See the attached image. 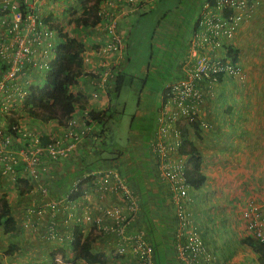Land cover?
Returning <instances> with one entry per match:
<instances>
[{"label":"crops","instance_id":"0c3cea01","mask_svg":"<svg viewBox=\"0 0 264 264\" xmlns=\"http://www.w3.org/2000/svg\"><path fill=\"white\" fill-rule=\"evenodd\" d=\"M103 3L106 18L98 23L94 29L89 30L91 31L89 35H94L95 40L91 45L86 44L83 55L84 67L88 71H96L95 75H97L93 77L81 76L72 89L73 92L85 94L88 99L85 109H76L73 114V117L78 120L77 129L81 127V119L89 110L104 109L108 105L111 109H116L111 103L112 98L118 96L112 93V81L115 73L121 70V73L127 76L124 85L126 83L131 85L137 78L136 75L131 74L133 70L131 65L135 63L134 59L147 55L148 59L152 61L154 59L151 51L153 46L158 48L159 55H164L168 60L170 59L169 56L176 54L175 72L177 76L174 75L173 79L166 84L159 94V101L161 100L162 103L165 88L176 79L184 76L186 71L193 67L196 62L194 43L196 41L195 33L201 25L200 19L208 12L221 13L218 9L211 11L214 9H210L209 0H139L137 10L134 11L118 0H103ZM72 6H75L74 0H57L53 3L50 1L41 7V11L43 15L53 14L57 16L61 25L64 26L62 16L68 14L67 9ZM261 7V10L258 8L254 12L251 17L252 20L255 21L264 15V1ZM143 18L145 19L144 24H142ZM113 22L117 25L112 33L116 34L119 39L120 47L118 50H106L112 41L108 27ZM144 32H147V36L143 35ZM238 34L239 32L236 31L232 38L226 39L225 47H214L210 51L211 54L215 58H224L227 52L226 45H235L234 42L238 38ZM146 38L148 40L147 51L145 46L141 45L144 44ZM96 44L100 45L98 51L93 47ZM138 70L143 77L141 70L139 68ZM36 73L39 78L36 77ZM45 74L46 71L33 67L26 74V83L20 81V84L26 88L30 85H37L41 78L44 80ZM144 82L145 80L142 83L144 84ZM231 105L228 103L227 111L232 108ZM203 106L206 121L209 120L208 127H211L206 129L209 133V139L214 138L215 135L225 139L223 130L227 123H230L225 115L231 114L228 111L223 115L224 106H222L219 116L217 114L214 117L211 111L214 113L217 108L213 98L202 103V110ZM207 113L210 114L209 117ZM19 121L24 133L21 138L14 141L16 148L25 142L31 143L33 138L37 136L47 137L48 142L53 138L63 139L64 143L68 142V138L65 137V126L58 124L55 120L43 123L22 115ZM189 137L197 143L192 133ZM105 140L106 133L104 136L100 135L97 123L90 121L81 141L71 151L67 159L58 163L44 161V164L41 163L34 167L38 177L31 180L33 188L25 195H19L15 189V178L16 176H27L30 168L18 161L15 164L17 175L8 174L1 177L4 158H0V179H2L0 191L6 194V200L10 204L12 200L9 194H15L16 199L19 197L16 212L14 213L12 208V213L16 220L17 215L22 218L21 222L18 220L17 222L18 226L20 225V228L25 232L23 240L20 238L19 243H17L18 241L14 243L20 245L22 250L23 246L29 248L28 251L24 252L26 255L37 253L44 259L43 262L41 259H35L34 255H32L33 260L26 256V260H23L24 263L52 264L50 253L59 248H65L68 252L67 256H70L75 226L84 233L92 231L97 235V240L92 244V250L94 252L103 251L106 256V264L136 263V257L131 253L127 243H123L121 238L112 233L117 226V217L130 215L126 196L120 189L114 188V172L125 178L131 191L138 196V208L131 219L127 232L130 234L144 232L148 235V223L151 222L163 238H170L172 230L174 233L176 222L173 215H177L175 204L173 206L169 200V186L159 176L155 161L151 158L150 140L148 145H145V141L140 137L131 135L129 144L122 150L106 146ZM227 142H230L228 138ZM11 150L13 153L16 152L14 149ZM212 152V150L208 153L205 152L208 155L206 157H212ZM5 153L9 152L6 150ZM223 156L221 157L223 158ZM217 162L216 166L220 167L218 171V174H221L218 175L220 178L225 173L221 161L218 160ZM19 163H21L22 168H20ZM202 170L205 173L208 172L203 165ZM87 178L89 182L82 185L84 193L74 198L71 195L74 184L78 182L80 184ZM230 181L231 179L228 180V184ZM206 182L208 183L209 179H206ZM232 184L236 186V182H232ZM10 187H12L11 190ZM42 187L47 190L45 193L40 190ZM198 190H201L204 195L207 194L206 190L203 191V187ZM216 198L219 199L215 204L218 209L214 212L212 209L215 207L204 208L201 214L209 215L205 214L202 222L197 224L207 247L218 254L220 264H262L253 249L241 242V239L249 234H247L245 225L241 227L238 223L236 224L232 216L235 214L234 210L233 208L230 209L232 206H238L240 210L247 201H235L233 195L232 197L226 196L227 199H222L216 195ZM261 210L264 219V205H262ZM239 214L238 216H240ZM11 235H15V233L5 234V239ZM121 247L124 249L123 254L119 253ZM170 248H166L169 250L168 254L166 252L167 263L176 264L177 262L180 264L175 249ZM114 252H117L119 256L116 253L114 255ZM116 257H121V259L115 260ZM155 257L158 264L162 258L158 257V254ZM77 264L85 263L79 259Z\"/></svg>","mask_w":264,"mask_h":264},{"label":"built area","instance_id":"2783aa9c","mask_svg":"<svg viewBox=\"0 0 264 264\" xmlns=\"http://www.w3.org/2000/svg\"><path fill=\"white\" fill-rule=\"evenodd\" d=\"M44 1L0 0L10 10L4 16V19L10 16V21L6 26L10 35L8 36L6 32L0 34V64L5 65V68L0 70V136L3 135L2 131L7 128L4 114L7 113L9 98L15 96L19 101H22L27 95L28 88L22 86L20 81L26 83V74L33 67L47 71L48 62L53 58L54 48L57 44L55 36L57 35L40 20L45 16L42 14L41 7L47 2L53 3L57 0ZM118 1H123L130 9L135 10L139 0ZM262 2L263 0H216L215 4L208 3L210 9H214L211 11L218 9L221 13L208 12L200 19L201 25L195 33L196 41L194 43L196 62L186 71L184 77L167 87L163 106L158 113L157 126L149 141L151 158L155 161L159 176L169 186V200L173 205L175 204L179 227L174 228V249L180 264H220L218 254L207 247L200 235L198 225L191 216V206L196 202V197L184 174L186 156L179 152L184 140L181 126L185 125L192 130L195 115L201 118V126L207 123L202 117V103L206 97V91L202 87L204 81H219L218 73L223 75L241 73L238 62H234L229 57L226 61L223 60L224 58H215L210 51L214 47H224L226 39L234 36L239 22L248 16L251 17ZM22 7L26 10L24 18L21 15ZM227 11L229 12L226 13ZM99 14L102 17L101 21H104L106 12L103 1ZM0 25L3 24L0 23ZM116 25L113 22L108 27L112 41L106 50H118L120 47L119 39L116 34L112 33ZM81 120L82 124L79 129H77L78 120L76 117L71 118L65 125L67 143H64L63 139L53 138L43 145L40 137L37 136L17 152L4 154L3 157L8 160L5 166L6 171L10 169L9 165L17 163L20 159L27 168H30L31 179H37L38 173L34 170L35 166L44 161L58 163L67 159L85 134L86 122L90 121L85 115ZM6 142L9 143L10 140L6 139ZM114 178V188L120 189L126 196L130 215L118 216L117 226L112 233L121 238L123 243H127L131 253L136 257V264H156L153 246L146 238V234L144 232L135 234L127 232L131 219L138 208V196L131 191L127 180L117 172H114ZM78 184L79 182L74 184L73 192L77 190ZM40 190L43 193L47 191L45 187ZM240 217L247 234L264 244V219L261 208L249 203L240 209ZM119 253H124L122 247ZM56 260L59 261V259Z\"/></svg>","mask_w":264,"mask_h":264},{"label":"rangeland","instance_id":"374dc122","mask_svg":"<svg viewBox=\"0 0 264 264\" xmlns=\"http://www.w3.org/2000/svg\"><path fill=\"white\" fill-rule=\"evenodd\" d=\"M120 2L124 4L123 1ZM259 9L261 10L262 7L260 6ZM79 10L81 11V9ZM251 17L248 16L239 22L237 29L239 34L234 42L240 50L237 64L241 68V73L224 74V79L221 81H204L202 83V87L206 91L205 101L213 98L214 105L217 108L214 113L211 111V114L214 117L217 114L219 116L221 107L224 106L223 115L228 111L231 115H225L230 120V123H227L223 130L225 139L217 135L209 139V133L206 129L211 127H208L209 120L206 121L204 106L202 113L207 123L201 127L203 138H197L193 127L191 128L193 137H195L204 155L202 156V165L208 171L206 174L207 179H209V182L202 186L203 191L206 190V195L201 193V190H191L197 198L195 204L191 206V215L196 224L201 223L204 219L206 213L201 214L204 208L210 206L211 209L215 207L219 200L216 195L222 199L233 195V200L238 202L246 200L247 202L243 207L249 203L255 204L259 208L264 205V15L258 17L255 21ZM62 20L63 28L67 33L76 36L81 27L74 25L68 15L62 16ZM144 20L143 18L142 24H144ZM90 33L91 31L83 29V34H80L79 39L84 41L85 44L91 45L95 39L93 38L94 35H89ZM143 35L147 36V32H144ZM55 39L59 41L57 36H55ZM141 45H144L147 51V38L144 44ZM93 47L98 51L100 45L96 44ZM151 51L154 55L152 61L148 59L147 55L134 59L136 64L131 65L133 69L131 74L136 75L138 79L136 78L131 85L126 83L118 96L111 100V103L116 107L117 116L110 121L106 134L105 144L107 143L110 148L124 149L129 144L131 135L140 137L145 141V145H148V141L155 132L158 111L161 107L159 94L166 84L173 79L174 75L177 76L175 72L177 61L175 53L169 56L170 59L168 60L164 55L158 54L159 50L156 46H153ZM137 67L141 70L143 77ZM37 73L36 77L39 78ZM94 73L97 72L94 71ZM43 81V78H41L37 85H42ZM228 103L232 104V108L227 111ZM207 115L210 116L209 113ZM227 138L230 142H227ZM211 150L213 151L211 153L212 157H206L208 156L206 153ZM218 160L221 161L225 173H222L224 175L220 177L222 180L218 176L221 175L218 174L220 167L216 166ZM19 165L21 166V163ZM229 179L231 181L228 184ZM232 182H236V186ZM11 189L12 187H10ZM9 195L12 200L10 205L15 213L19 197L16 199L15 194ZM203 195L204 197L201 198ZM232 208L235 213L232 215L234 221L239 226H244L241 222L243 220L238 216L240 213L239 207L232 206L230 209ZM217 209L218 207H215L212 210L215 212ZM17 216V220L21 222L22 218L19 215ZM173 216L176 222L175 227H179L177 215ZM20 229L19 225V230L15 235H11L7 239H5V233L0 229V264H28L24 263L23 260H26V256L33 260L32 255L35 256V259L38 258L44 262L43 257L37 253L26 255L24 252L29 250L26 246H23V250L21 249L13 256L5 255L4 252L8 242L18 241L17 243H19L20 238L23 240L25 232ZM120 259L121 257L115 258V260ZM176 264L178 263L176 262Z\"/></svg>","mask_w":264,"mask_h":264},{"label":"trees","instance_id":"16d2710c","mask_svg":"<svg viewBox=\"0 0 264 264\" xmlns=\"http://www.w3.org/2000/svg\"><path fill=\"white\" fill-rule=\"evenodd\" d=\"M102 1L103 0H74L75 6L67 9V13H69L66 15L69 16L70 21H72L74 25L81 27V29L77 31L76 36H71L67 33L57 16L48 14L41 18L40 22L47 25L50 30L54 31L59 41H57L54 48L53 58L48 62V69L46 71L43 84L30 85L27 90V95H25L22 101H19L15 96L9 98L7 113L4 114V122L5 125H7V128L2 131L3 135L0 136V158L3 157L4 154H13V150L11 149L16 150L17 152L19 149L29 144V142H25L20 147L16 148L14 142L15 140H18V138H21L24 133L20 127L19 121L22 115L23 117L28 116L43 123L55 120L58 124L65 126L67 122L73 118V114L76 109H85L88 101L87 96L81 92H73L72 89L81 76L93 77L96 75L94 72L88 71L84 67L83 55L86 50V44L79 38L81 37L80 34H83V29L89 31L90 29H94V27L101 22L102 17L99 14V10L101 8ZM137 6L138 5H136V7ZM79 9H81V11ZM9 11L10 10L0 2V23L3 24L0 25V29H2L0 30L1 35L4 32H6L8 36L10 35V32L6 30V26L10 21V16H8L7 19H4L5 14H8ZM228 12L229 11L226 13ZM21 15L23 18L26 15L24 7L21 8ZM226 49V57H224L223 60L226 61L229 57L232 58L234 62H237L239 60V48L234 44H230L226 46ZM4 68L5 65L0 64V70L2 71ZM217 76L219 81L223 80L222 73H218ZM126 77L127 76L125 74L121 73V70L115 73V77H113L112 81V93L115 95L120 93ZM166 91L167 87L163 92L162 103L159 111L163 106ZM115 113L117 114L116 109H111L108 105L104 109L89 110L85 114V117L87 119L89 118L90 121L96 122L98 129H100V135L104 136L105 133L107 134L109 123L115 117ZM90 121H87L86 123L89 124ZM201 123V118L198 115H195L192 127L194 128L195 136L199 139L203 138ZM181 127L184 133V140L179 152L181 155L186 156L184 161L185 178L193 188L198 189L205 183L208 177L202 170V156L204 155L195 140L189 137L191 133L190 127H186L185 125H182ZM6 139H9L10 142L7 143ZM39 139L43 145L48 143V139L45 136H42ZM6 150L9 153H5ZM3 158L2 162L4 164V168H2L1 177L8 174L17 175L18 173L15 172V164L17 163L15 162L14 164L12 163L9 165L10 169L6 171L5 166L8 160L6 157ZM19 161L21 162L20 159ZM20 168H22V166H20ZM1 180L2 179H0V183ZM31 180L33 179H31L29 174H27V176H16L15 189L19 195H25L32 190L33 184ZM87 182H89L88 178L78 184L77 190L72 192L71 195L74 198L82 195L84 193L82 185ZM0 228L5 234H13L19 230L18 222L12 213V207L6 200V194L1 193V191ZM148 228L149 231L147 232L148 235H146V238L150 243H152L154 256L158 254V257L162 258L158 264H168L166 261V252L168 254L169 250H166V248L173 247L174 249L173 243L175 242V239L173 233L170 238H163L151 222L148 223ZM96 240L97 235L92 231L84 233L80 228L75 226L71 241L72 254L67 256L68 252L65 248L56 249L50 253L52 264H77L79 259L83 260L85 264H106L105 253L103 251L94 252L92 250V244ZM241 242L249 245L257 254L259 261L264 264L263 243L259 242L250 235L244 236L241 239ZM19 251H21V246L17 243L11 242L7 245L4 253L7 256H13ZM115 253L117 254V252H114V255ZM56 259H59V261Z\"/></svg>","mask_w":264,"mask_h":264},{"label":"clouds","instance_id":"9594fccd","mask_svg":"<svg viewBox=\"0 0 264 264\" xmlns=\"http://www.w3.org/2000/svg\"><path fill=\"white\" fill-rule=\"evenodd\" d=\"M263 1H264V0H263ZM209 2L212 3V4H215V3H216V0H215V1H213V0H209ZM256 10H257V9H256ZM226 43H227V40H226ZM226 46H227V45H226ZM224 47H225V45H224ZM225 57H226V56H225ZM227 57H228V56H227ZM191 133H192V132H191ZM202 186H203V185H202ZM202 186H201V187H202ZM201 187H200V188H201ZM192 188H193V187H192ZM198 189H199V188H198ZM198 189L193 188L194 191H197ZM196 200H197V198H196ZM194 204H195V203H194ZM240 209H241V208H240Z\"/></svg>","mask_w":264,"mask_h":264}]
</instances>
